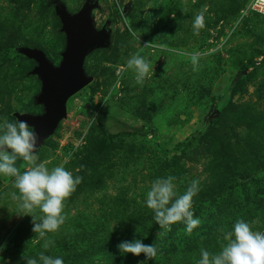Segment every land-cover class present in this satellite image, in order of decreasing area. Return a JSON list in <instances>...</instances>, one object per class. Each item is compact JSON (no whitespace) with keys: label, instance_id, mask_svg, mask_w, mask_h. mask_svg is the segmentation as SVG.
<instances>
[{"label":"rangeland","instance_id":"1","mask_svg":"<svg viewBox=\"0 0 264 264\" xmlns=\"http://www.w3.org/2000/svg\"><path fill=\"white\" fill-rule=\"evenodd\" d=\"M60 1L71 15L97 2L92 11L94 28L109 32L108 45L87 59L86 73L92 82L69 100L67 116L36 152L37 163L49 169L63 165L83 180L64 201L65 222L41 237L32 231V217L23 215L20 201L12 199L13 193L20 195L15 178L0 174V264H26L23 254L38 259L41 252L53 257L78 252L79 259L67 264H105V240L126 235L153 244L154 237L167 234L169 226L161 229L145 204L156 178L175 176L178 195L192 180H199L195 202L234 191L239 186L233 182L240 178L235 174L247 177L244 170L253 172L243 157L254 148L253 122L257 126L264 121V16H243L250 0H235L240 8L232 15L222 11L233 9V0ZM200 12L211 24L204 23L197 34L193 21ZM62 28L55 8L42 0H0V123L4 118L14 122L16 113H44V106L36 102L42 82L31 74L37 63L24 54L7 57L8 48L40 49L57 66L67 47ZM147 43L152 47H145ZM133 53L150 63L142 83L126 66ZM239 77L242 82L231 96L230 88ZM224 108L219 123L206 134L209 120ZM108 116L131 126L149 125L155 134L128 133L112 140L110 135L117 134L120 126ZM192 137L197 138L191 146L179 147ZM95 153H101L97 160ZM16 166L23 173L34 165L21 159ZM261 172L264 169L260 177ZM244 189L227 196L234 193V202H244L249 192ZM250 211L241 219L257 221L255 227L264 230V207L255 216ZM32 215L43 213L34 208ZM185 229L180 226L177 239L189 244L192 235ZM46 240L52 241L47 249ZM218 243L213 247L223 242ZM156 245L153 260L142 259L143 253L131 255V260L197 264V256L185 260L181 253L175 257L170 248L160 250Z\"/></svg>","mask_w":264,"mask_h":264},{"label":"clouds","instance_id":"2","mask_svg":"<svg viewBox=\"0 0 264 264\" xmlns=\"http://www.w3.org/2000/svg\"><path fill=\"white\" fill-rule=\"evenodd\" d=\"M202 27L204 14L200 12L193 21V29L198 34ZM144 46L152 47V43ZM197 58L196 54L192 56L194 64ZM126 66L134 71L137 83H142L150 72V63L140 53L131 54ZM38 142V133L27 121L10 122L4 118L0 123V174L15 178L14 187L19 190L20 195L13 193L12 199L20 201V207L25 210L23 215L32 217V231L44 237L46 233L57 231L65 222L66 216L62 215L64 201L76 190L83 177H74L63 165L49 169L45 163H37ZM21 159L34 166L21 173L16 166ZM175 180L176 177L172 175L153 180L145 204L154 211L155 222L161 229L183 221L186 232L191 234L201 224V220L194 218L191 210L200 182L192 180L186 191L178 195ZM34 208H39L43 215H32ZM257 223L238 219L231 230L221 229L226 242L221 251L215 254L201 248V258L197 264H264V230L255 227ZM51 243L52 241L46 240L43 247L47 249ZM117 247L121 253H131L134 256L143 253L145 261L153 260L158 254L155 243L144 244L140 239L122 241ZM2 250L0 247V251ZM21 258L26 264H64L62 258L45 255L44 252L39 253L38 259L26 257L24 254ZM145 261H140L139 264H145Z\"/></svg>","mask_w":264,"mask_h":264},{"label":"trees","instance_id":"3","mask_svg":"<svg viewBox=\"0 0 264 264\" xmlns=\"http://www.w3.org/2000/svg\"><path fill=\"white\" fill-rule=\"evenodd\" d=\"M45 2V5L57 8L58 5L62 4L60 0H42ZM234 6L233 9H225L222 13L225 14L226 12L229 13V15L234 14V11H237L240 6L237 1L233 0ZM223 9V8H222ZM204 23L206 26H209L211 22L208 21V19L204 20ZM35 48H39L38 46H34ZM92 54V53H91ZM15 56H21L20 48H8L7 50V57H15ZM90 56V55H89ZM88 56V57H89ZM88 59V58H87ZM87 62V60H86ZM85 70H86V63H85ZM87 72V71H86ZM243 74H245L243 72ZM34 76V75H33ZM244 77V76H243ZM242 82V77L237 78L235 82L232 84L230 88V95L233 96V94L236 92L237 87L240 86ZM88 109H93V111L96 112L95 107L89 105ZM226 109H222L218 114H216L212 119L209 120V126L207 128V133L213 131V128L216 126L217 123H219L221 117L225 114ZM33 115H38L37 113ZM111 119H114V122L120 126L119 132L117 134H111L110 138L113 140L115 138H118L119 136H122L124 134H132L134 136H142L146 137L148 135L155 134V130L149 126V125H143V126H131L125 122H122L121 120L114 118L112 116H108ZM15 121L16 118L12 117ZM261 122V121H259ZM253 127H256V139L254 142V148L253 150L248 154V156L243 157V163L245 164H251L253 168V172L250 173V171L244 170L248 173L247 177H242L238 175V173L235 174V176L240 177L241 182H239V179H237L236 182H233L234 184H237L239 186L237 189L231 192L237 191L239 188H246L244 191L249 189V192L246 196V200L244 202L242 201H236L234 202V198H237L234 193L227 196L229 193L223 194V196H227L226 198H223V196H210L206 199H200L192 204V211L194 212V218H199L201 220V224L193 229L191 235L192 239L188 243H184L182 240H178V229L181 225L186 227L185 223L183 221L177 222L175 224H172L169 226V230L167 231L166 235H163L162 237L156 236L154 237V243L160 244V250L164 249H171L169 250L170 253H172L175 257L179 253L182 254V257L187 260L189 258H193L197 256L196 263L201 258L200 250L201 248L208 250L210 253L218 254L221 251L222 246L224 245L223 240V234L221 229L225 230V228L230 227L231 225H234V223L242 218V215L246 210H251L249 213H251V216L257 214V211L259 209H262L264 207V177H262L264 174L261 172V177L259 175V172L264 169V121L259 123L257 126L255 125V122H253ZM201 134V136L206 135ZM200 136V137H201ZM199 137V138H200ZM194 138V139H193ZM197 137H192L190 140H188L186 143H182L179 145L180 148L189 147L193 144V141ZM193 139V141H191ZM101 153H95L94 160H97L98 157H100ZM252 158V160H250ZM90 162H93L90 160ZM255 164V165H254ZM259 169V170H258ZM256 170H258L256 172ZM255 172V174H253ZM256 177L255 180L252 182L253 177ZM250 183V185H249ZM253 186V188H252ZM232 188V187H231ZM229 188V190L231 189ZM141 234V233H138ZM186 235L188 233L186 232ZM122 241H133L131 237H126V235H119L117 237L110 238L108 240H105L104 244L102 246L104 247L107 257L105 260L107 261L105 264H130L134 262L136 264V261H132L131 253H121L118 249L117 245L120 244ZM220 241L222 243L221 246H217ZM181 244V247H180ZM215 245V246H214ZM214 246V247H213ZM220 248V249H219ZM77 251V250H76ZM79 251L85 252L84 250L80 249ZM168 254V253H167ZM172 256V255H171ZM172 256L173 258H175ZM59 257L63 259L64 263H74L77 261L80 257L79 253H75L74 256L71 254L63 255V252L59 253ZM196 258V257H195ZM142 259H145V256H143ZM175 264H178V261H176Z\"/></svg>","mask_w":264,"mask_h":264},{"label":"water","instance_id":"4","mask_svg":"<svg viewBox=\"0 0 264 264\" xmlns=\"http://www.w3.org/2000/svg\"><path fill=\"white\" fill-rule=\"evenodd\" d=\"M97 2L88 3L75 15L68 13L63 5H58L56 13L63 24L62 31L67 35V47L62 55V62L54 65L40 49L24 47L20 53L37 63L31 74L42 82V88L36 99L44 106L40 115L15 114L17 120H24L39 135L36 152L45 141L54 135L62 120L67 116V104L70 99L86 88L91 82L85 70L88 56L96 49L106 47L109 40L107 29L98 31L94 28L92 11ZM129 6L124 8L127 13Z\"/></svg>","mask_w":264,"mask_h":264},{"label":"built area","instance_id":"5","mask_svg":"<svg viewBox=\"0 0 264 264\" xmlns=\"http://www.w3.org/2000/svg\"><path fill=\"white\" fill-rule=\"evenodd\" d=\"M249 13H257L264 16V0H250L242 14L246 16Z\"/></svg>","mask_w":264,"mask_h":264}]
</instances>
